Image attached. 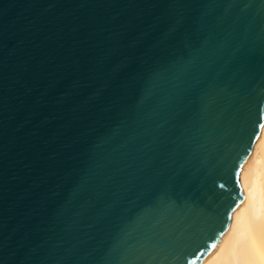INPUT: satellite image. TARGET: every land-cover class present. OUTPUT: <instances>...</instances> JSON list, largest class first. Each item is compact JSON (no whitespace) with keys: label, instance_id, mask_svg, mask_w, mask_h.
Wrapping results in <instances>:
<instances>
[{"label":"water","instance_id":"water-1","mask_svg":"<svg viewBox=\"0 0 264 264\" xmlns=\"http://www.w3.org/2000/svg\"><path fill=\"white\" fill-rule=\"evenodd\" d=\"M264 123V0H0V264H199Z\"/></svg>","mask_w":264,"mask_h":264},{"label":"bare ground","instance_id":"bare-ground-1","mask_svg":"<svg viewBox=\"0 0 264 264\" xmlns=\"http://www.w3.org/2000/svg\"><path fill=\"white\" fill-rule=\"evenodd\" d=\"M243 199L199 264H264V123L240 170Z\"/></svg>","mask_w":264,"mask_h":264}]
</instances>
